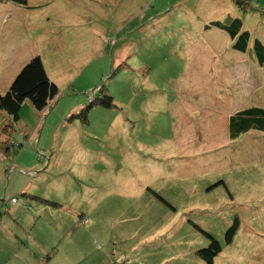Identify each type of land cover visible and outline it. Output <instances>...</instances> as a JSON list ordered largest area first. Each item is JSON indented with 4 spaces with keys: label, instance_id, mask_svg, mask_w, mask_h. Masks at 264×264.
Wrapping results in <instances>:
<instances>
[{
    "label": "rangeland",
    "instance_id": "obj_1",
    "mask_svg": "<svg viewBox=\"0 0 264 264\" xmlns=\"http://www.w3.org/2000/svg\"><path fill=\"white\" fill-rule=\"evenodd\" d=\"M28 1L27 20L5 7L0 19L35 24L16 52L49 41L38 54L60 94L43 112L24 101L5 128L20 163L0 188V264H49L50 251L53 264H209L204 231L222 244L211 264H264V133L228 141L224 129L231 111L264 104V66L205 27L208 1ZM247 2L240 17L264 43V0ZM236 6L220 0L212 17ZM100 83L114 106L70 119Z\"/></svg>",
    "mask_w": 264,
    "mask_h": 264
},
{
    "label": "trees",
    "instance_id": "obj_2",
    "mask_svg": "<svg viewBox=\"0 0 264 264\" xmlns=\"http://www.w3.org/2000/svg\"><path fill=\"white\" fill-rule=\"evenodd\" d=\"M235 1L239 12H231L224 20H214L207 27L213 26L226 34L231 40L233 50L246 54L250 60L255 63L259 62L260 65L264 66V43L259 38L252 37L251 31L245 28L244 21L240 17V12L244 14L245 11H249L247 5H250V9H253L254 6L248 3V0ZM0 3H12L23 8L31 6L28 0H0ZM97 87L100 88L101 94L98 93L99 96H96V100L89 102V105L82 108L80 112L72 114L70 119L81 118L83 121L88 122L89 111L94 105L114 106L113 96L107 92L106 86L100 83ZM59 94L60 89L54 82L50 81L42 58L36 56L24 65L9 90L5 93L0 92V110L6 113L8 120L11 118L12 123H17L20 120V111L24 101L29 100L36 110L42 112ZM9 124L7 123L4 127H8ZM226 124L227 127L223 128L228 131V141H236L244 134L252 131L264 133V104L256 102L231 111L228 118H226ZM4 143L1 142V147ZM220 183L226 185L225 180L221 179L212 183L209 188L220 185ZM240 222L239 216L236 215L232 224L227 227L225 232V242L227 244L233 243L240 228ZM204 232L209 237V243L198 248L196 255L211 264L222 251V244L213 234L207 231ZM54 247L57 249V246L52 248ZM46 259L47 263H54L49 261L52 259L51 251L47 253Z\"/></svg>",
    "mask_w": 264,
    "mask_h": 264
},
{
    "label": "crops",
    "instance_id": "obj_3",
    "mask_svg": "<svg viewBox=\"0 0 264 264\" xmlns=\"http://www.w3.org/2000/svg\"><path fill=\"white\" fill-rule=\"evenodd\" d=\"M207 1H208L207 2L208 3L207 9H208V11L211 12V15L207 19V21H209L211 23L214 20H217V19L219 20L220 16L213 18L212 13L215 12L217 9H220L218 7V5L220 4V0H207ZM6 6H8V5L0 3V18L3 17L2 15L4 14V13H2L1 10L5 7L6 9H8L7 11H9V15L11 16L12 19L14 18V16H13L14 12H16V14L18 12L20 15V18L27 20L26 15L24 13L25 8H23L22 6H19V5H15V4H13L11 6V8L6 7ZM17 20L20 21V19H17V17H16L14 19V21H17ZM29 20H31V17ZM9 21L10 20H7V22L4 23L2 21V19H0V27L2 28L3 35L6 36V39L8 36L11 37V35H13L14 37H11L10 40L13 41L15 39L14 42L9 43V42H5L6 39H4L5 38L4 36H2V39L0 38V61H1L0 62V68H2L5 71V75L9 79V80H7V82L4 83L3 86L2 85L0 86V91L2 93H4L7 90H9L10 86L12 85L13 81L15 80V78L17 77V75L19 74L21 69L24 67V65L36 56H40L42 58L44 66L46 68V72L48 74V77L50 78L51 81H53L52 78L50 77L49 71L47 69V64H46V59H45L47 52H46V54L45 53L43 54L41 52H40L41 55L38 54L39 51H43L45 49V47L47 46L49 41H46L47 44L43 45L41 42V39H40L36 43V47L33 51H32V49H24L23 54H21V51L16 52L14 47L18 48L19 46H21L19 43L20 40L22 43L25 44L26 42H28L27 39L36 35V34L30 35V29L33 30L34 29L33 26L35 24H33L32 22H28L27 24L22 23V26H20L19 24L13 22V20H11V22L9 24H7ZM4 24H5V26H4ZM7 25L11 26L10 29L7 27ZM207 26L208 25H206L205 27H207ZM18 30L20 31V34H18V32H17ZM33 32H34V30H33ZM17 36H19V37H17ZM25 45H27V44H25ZM39 45H41L40 46L41 49L38 48ZM5 52H7V53H5ZM57 58H60L58 52H57ZM9 76H10V78H9ZM81 107H83V106H81ZM8 121L9 120H8L6 113L3 110H0V188H3V184L5 181L8 182V180H11L13 177L12 176L10 178V176H9L10 173H7L8 172L7 170L10 169L9 172H11V170L15 167V165L20 163V160H18V159H17L18 160L17 162L15 161V155H13V153H12L13 146L7 147V145L4 144L3 147H1V142L6 141L8 138V136L4 130V125ZM2 152H6L8 154L7 160H2V158H1ZM28 153L29 152H27L26 154H28ZM20 155H21V152H20L19 156ZM30 158H31V156H30ZM14 172H15V170H14ZM15 174L17 175V177H19L17 172H15ZM25 264H30V262L27 261Z\"/></svg>",
    "mask_w": 264,
    "mask_h": 264
},
{
    "label": "clouds",
    "instance_id": "obj_4",
    "mask_svg": "<svg viewBox=\"0 0 264 264\" xmlns=\"http://www.w3.org/2000/svg\"><path fill=\"white\" fill-rule=\"evenodd\" d=\"M51 81V80H50ZM51 82H53V81H51ZM57 85V84H56ZM58 86V85H57ZM90 99H88V101H89ZM52 103H53V101L52 102H50V104L48 105V107H51L52 106ZM47 108V107H46ZM45 108V109H46ZM44 109V110H45ZM43 110V111H44ZM42 111V112H43ZM8 123V122H7ZM6 123V124H7ZM5 124V125H6ZM4 130H5V127H4ZM8 136V135H7ZM2 142H5L4 144H6L7 145V147H12V146H14V144H13V142L11 141V140H9V138H7V140L6 141H2ZM17 145H21V146H23L21 143L19 144V143H17ZM2 157H5V158H3L2 160H7L8 159V154L6 153V152H2V154H1V158Z\"/></svg>",
    "mask_w": 264,
    "mask_h": 264
}]
</instances>
